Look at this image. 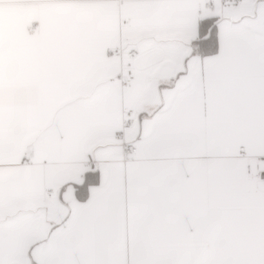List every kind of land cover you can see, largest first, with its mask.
<instances>
[{
  "label": "crops",
  "instance_id": "crops-1",
  "mask_svg": "<svg viewBox=\"0 0 264 264\" xmlns=\"http://www.w3.org/2000/svg\"><path fill=\"white\" fill-rule=\"evenodd\" d=\"M203 1L0 0V264H264V0Z\"/></svg>",
  "mask_w": 264,
  "mask_h": 264
},
{
  "label": "built area",
  "instance_id": "built-area-1",
  "mask_svg": "<svg viewBox=\"0 0 264 264\" xmlns=\"http://www.w3.org/2000/svg\"><path fill=\"white\" fill-rule=\"evenodd\" d=\"M221 4L228 5L230 3L237 2L239 0H220ZM201 10L208 11L211 14H215L217 11V7L214 3V0H204L203 3L200 6ZM115 57L122 58L123 56H127L131 60V64L129 66H132L134 61L138 58L140 55L139 51L133 49L126 52L123 51H116L114 52ZM134 79L133 74H129L127 76L120 75L118 77V80L122 82L125 85H129L132 83ZM137 124V117L134 115L131 111H126L124 113V127L125 128H132ZM124 147L126 151H129L131 153L137 152V147L133 144H127L124 142ZM241 151H245V147L240 148ZM246 170L250 176H252L255 179L264 180V157H255L252 160L249 161V163L246 166Z\"/></svg>",
  "mask_w": 264,
  "mask_h": 264
},
{
  "label": "trees",
  "instance_id": "trees-1",
  "mask_svg": "<svg viewBox=\"0 0 264 264\" xmlns=\"http://www.w3.org/2000/svg\"><path fill=\"white\" fill-rule=\"evenodd\" d=\"M218 52V41L214 22L206 23L201 28V39L194 45V53L201 56H210ZM98 183V175L91 174L84 185L78 188V197L81 201L87 199L90 185Z\"/></svg>",
  "mask_w": 264,
  "mask_h": 264
}]
</instances>
